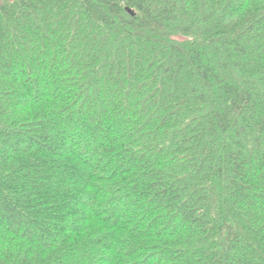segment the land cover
<instances>
[{"label":"trees","instance_id":"obj_1","mask_svg":"<svg viewBox=\"0 0 264 264\" xmlns=\"http://www.w3.org/2000/svg\"><path fill=\"white\" fill-rule=\"evenodd\" d=\"M0 264H264V0H2Z\"/></svg>","mask_w":264,"mask_h":264},{"label":"rangeland","instance_id":"obj_2","mask_svg":"<svg viewBox=\"0 0 264 264\" xmlns=\"http://www.w3.org/2000/svg\"><path fill=\"white\" fill-rule=\"evenodd\" d=\"M2 0H0V2H1Z\"/></svg>","mask_w":264,"mask_h":264}]
</instances>
